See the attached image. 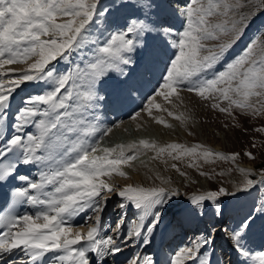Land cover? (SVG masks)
Masks as SVG:
<instances>
[{
	"label": "snow or ice",
	"instance_id": "1",
	"mask_svg": "<svg viewBox=\"0 0 264 264\" xmlns=\"http://www.w3.org/2000/svg\"><path fill=\"white\" fill-rule=\"evenodd\" d=\"M125 9L132 11L119 22ZM259 16H264V0H108L107 4L100 0H0V121L5 127L0 136V185L15 179L24 182L14 188V195L34 206L31 213L20 214L12 209L0 212V264H16V250L27 258L26 264H42L49 252L64 253L54 256L53 264H107L108 255L114 256L129 246L148 245L149 236L180 192L131 184L117 188L104 178L114 173L126 177L121 165L131 167L130 162L142 149L155 151L157 156L153 158L167 152L173 160H180L186 155L195 156L203 146L185 148L170 143L157 147L144 139L101 146L99 141H91L96 129L83 113L94 108L93 101L97 100L117 108L125 103L130 85L121 65L135 63L145 73L154 70L158 53L147 39L153 37L175 50L160 74L155 96L145 106L156 123L170 126L153 116V108L174 115L156 103V97L172 103L173 97L180 99V91L211 101L214 110L228 116L233 109L264 115V23L239 53L231 55ZM99 17L116 31L98 44L91 60H81L65 71L59 69L60 61L71 63L73 53L97 43L90 41L88 29ZM177 17L182 18V30L174 31L173 19ZM132 34L144 39L129 38ZM172 36L176 38L165 40ZM125 54H134L135 61ZM113 72L123 79L106 96L98 97V87L111 80ZM25 85L39 91L13 112L16 93ZM224 102L226 107L221 106ZM256 130L264 132V128ZM111 131L106 129L102 135ZM245 155L255 159L251 152ZM201 156L206 161L213 156L235 161L239 153L224 155L207 149ZM19 164L41 165L39 179L18 175ZM171 166L181 176L186 175L176 164ZM239 171L245 174V180L237 191L243 193L256 181L247 179L251 170ZM260 175L264 179V169ZM235 195L224 187L193 195L176 207L175 215L179 219L223 217L219 197ZM114 196L120 197L118 208L123 214L113 235L100 236L101 213ZM176 203L179 205V201ZM133 209L136 219L125 230L127 213ZM78 216L83 224L73 223ZM257 219H264V205L258 215L248 213L229 234L243 256L248 252L241 241ZM89 221L95 223L82 231ZM209 243L208 236H196L188 245L173 250L167 264H210L201 258ZM127 264L158 262L150 255L137 253Z\"/></svg>",
	"mask_w": 264,
	"mask_h": 264
},
{
	"label": "rangeland",
	"instance_id": "2",
	"mask_svg": "<svg viewBox=\"0 0 264 264\" xmlns=\"http://www.w3.org/2000/svg\"><path fill=\"white\" fill-rule=\"evenodd\" d=\"M100 3L107 4L108 0H100ZM131 11V9L123 10L119 15V22H123V18L128 16ZM181 23L182 18L177 17L176 19H173L174 31L182 30ZM262 23H264V16H259L255 25H253V27L247 32L244 40L241 41L235 49H233L231 55L239 53L247 41L257 35L256 29L260 27ZM115 31V27L109 26L108 22L103 17L97 18L95 24L90 26L88 29V32L90 33V41H96L97 43L90 44L89 48L84 50H77V52L72 54L71 63L68 61H60V63L57 64V67L62 71H65L79 65L81 60H84L85 63L88 60H91L95 54V48L98 44L103 43L107 38H110L111 34ZM129 38L134 40L144 39V37L137 38L134 34L130 35ZM175 38V36H172L165 38V40ZM147 39H149V42L156 47L158 53L157 62L162 61V63H156V67H160V70L163 72L165 65L169 61V57L175 50L159 38L147 37ZM125 55H131L133 61L136 59L134 54ZM137 67H139V65L135 63L126 66L121 65L124 72L128 74V82H134L142 76V73H145L141 68L138 69ZM149 73L151 77L152 71ZM121 79H123L122 76L113 72L112 79L109 80L103 87H98L97 96H106L107 92L110 91L111 88ZM156 79L157 77H155V80ZM143 81L146 83H152L154 80L153 78L150 80L146 78L145 73V76L137 82V85H141ZM159 83L160 81L154 86V90L144 98V101L133 104V111L127 113V117L131 119L129 120L131 124L128 123L126 125V129L121 132L118 129L119 137H117V139L121 140V144L125 145L130 142H138L141 140L139 138H142L144 140H148L149 142H155L157 147H163L170 143H178L183 145L185 148H192L195 145H202L203 147L197 150L195 156L186 155L180 160H173L167 152L157 158H153L157 156L155 151L142 149L138 158L130 162L132 165L131 167L121 165L120 170H135L138 174H140L138 175L137 181H135L136 179L134 177H132L133 179L130 178L134 186L138 183L143 187H166L180 192V196L175 198L171 206L164 212L161 219L162 222L166 219V222L168 220L174 222L172 223L173 226H178L179 224V218L175 215L176 207L184 205V203L188 201L189 197L193 195L205 194L208 191L217 190L219 187H224L229 192H236L235 196L219 197L222 206L224 207V223L222 230L225 232V235L229 237V234L237 227L240 221L248 213L256 215V210H259L261 206L264 205V179H262L260 175L261 170L264 169V132L256 130L264 128V115H252L251 110H246L245 113H241L239 110L233 109L232 115L228 116L226 113H220L218 110H214L211 107V101H204L199 97H196L193 93L180 91V99H175L173 97L172 103L165 102L162 97H156V103L161 104L163 108H167L168 111H171L174 114L173 116H169L166 111H161L155 108L152 109L153 116L161 117L162 120L170 125L169 127H165L164 124L156 123L152 117L148 115L147 111H145V106L149 103V98L155 96V90L158 89ZM180 87L183 88L184 86L182 85ZM142 88H144V85ZM20 91L23 92L22 98L26 99L29 95L37 94L39 89L30 85H25L22 89H20ZM98 102L99 100L93 101V103L96 104V110L105 108L103 101L100 103ZM253 103H256L255 98H253ZM221 106L226 107L227 102L222 103ZM256 106L260 107L259 104H256ZM111 108H113V106H111ZM103 110L104 109L101 110L103 120L96 117L98 121L96 122V132L91 138V141H93L99 132L103 131V128L101 130L97 128V126L103 124L106 119L103 114ZM89 111L90 109L86 111L85 114H88ZM137 113H140V115L136 116ZM176 116H181V119L174 118ZM127 117L122 118V120H127ZM133 117H135V119H133ZM109 121L110 120L107 119L106 124ZM141 125L142 127L139 128ZM109 126L110 124H108L106 129H109ZM113 138L115 139L114 136ZM253 145H255V147H253ZM207 149L224 155L239 153V156L235 161L223 160L215 156L206 161L201 156V153ZM246 152H251L255 159L250 160L245 155ZM175 154L176 153H173V155ZM136 162L139 164L135 165ZM193 163L196 166L190 167L189 165ZM172 164H176L180 172H184L186 175L181 176L180 173L171 166ZM240 168H243L246 171L251 170V175H248L247 179H253L256 181L253 185L255 186L253 189L249 188L243 193L237 191V188L242 186L245 180V174L239 171ZM201 172L205 173V175H201ZM262 196L263 198L260 201V197ZM113 199V208H116V206L118 207L120 197L117 198V196H115ZM176 201H179V205H177ZM134 212L135 210L133 209L127 213V223L124 225L125 230L128 226H130L131 222L136 219V216L133 214ZM122 214L123 212L121 209H119L118 213L113 214L110 225V235L114 234L113 229H115L116 223L119 222ZM216 219L217 217L210 216L190 218L192 222L187 232V234H189L188 238L183 240L185 234L182 232L184 234L182 235L180 232V236H178V239L174 241L173 250L188 245V241L196 236L206 235L208 236L210 243L201 258L209 260L210 264H222L219 258L217 260L215 256V252H220L222 249L218 247V239H216V236H214L212 232V228H215L214 224L217 221ZM228 220L229 223L227 224ZM166 225H164V230H166ZM87 226L91 225H85V229ZM263 229L264 227L260 224L257 231L256 227H253V233L251 232L252 239L248 242L247 234L243 241H241L243 244L245 240L246 248L244 249L248 252V255L243 256L237 250L238 254L231 260V264H264V260L261 259V254H264V252L256 249V247H253V244L257 243V238H263L261 233L264 231ZM185 230H187V228ZM169 241L170 240H168L167 243L165 242L164 245L169 244ZM229 241L233 244L230 238ZM136 249L137 247H134L132 250L135 251Z\"/></svg>",
	"mask_w": 264,
	"mask_h": 264
},
{
	"label": "bare ground",
	"instance_id": "3",
	"mask_svg": "<svg viewBox=\"0 0 264 264\" xmlns=\"http://www.w3.org/2000/svg\"><path fill=\"white\" fill-rule=\"evenodd\" d=\"M158 62L162 63V61H158ZM156 66H157V64H156ZM156 66H155L154 70H152V74H151L152 76L148 78L149 80L153 78V80L155 81V77H156L155 73H156V69H157ZM143 76H145V73H142V76H140L134 82L137 83L141 78H143ZM16 101H17V96H15V100L13 101V112H15V109L18 107L16 105ZM102 109H104L103 114H104L105 118L107 119L108 114L106 113L105 108H100V109L96 110V104H95L94 108L90 109L88 114H84L83 116H84V118L88 119L89 123L92 120V122L90 124H94L96 126V117H98L100 120H103L102 115H101ZM9 123H11V121H9ZM125 123H127L126 120H122L121 121L122 125L117 127L116 130L119 129L120 132L125 130L126 129ZM128 123L131 124L130 121ZM138 124H141V123H138ZM113 125H114V123L111 122L109 128L112 129ZM141 127H142V125L139 126V128H141ZM4 131H5V127L3 125V122L0 121V136H2L4 134ZM33 131H35V129H33ZM102 136L103 135L101 134L99 139H101ZM113 136L115 137V139H117L116 134H114ZM40 154H43V153L41 152ZM138 164H139L138 162L135 163V165H138ZM24 168L30 174L31 178H34L37 180L39 179V172H40V170H42L41 165H37V164L25 165ZM33 170L35 171L34 173H32ZM139 170H140V168H139ZM124 172L127 174L126 177H120L118 174L114 173V174H112L111 177H106L104 179H106L110 184H112L114 187H117V188H123L125 185H128V184H131L134 186V184L131 182L130 178L134 177L136 179L135 181H137L138 175H140V174H138V172H136L135 170L134 171L126 170ZM136 186H140V185L137 183ZM117 198H118V196H117ZM119 201H118V203H120ZM113 206H114V199L112 201L109 200L107 207L105 208L103 213H101L102 219H101L100 232H99L100 236H103L105 233L110 235V231H109V227H110V223H111L110 218L112 219L113 214H116L119 211V208L117 206H116V208H113ZM32 211H34V206L30 205L28 212L31 213ZM89 215H91V213H89ZM80 217L81 216H78L74 219V220H76V222L74 224H80V222H81L79 220ZM166 220L164 222L161 221L160 224L157 226V228L154 230V232L149 236L150 243L148 245H141L140 247H137V249L135 251L132 250V249H134V247L129 246L128 248H125L121 253H117L114 256L108 255L106 257L107 264H127L128 259H130L131 257H133L137 253L141 254L142 256L143 255H150L153 258V260L158 262V264H167V259H168L169 255L173 252L174 241L176 239H178V236H180V232L181 233L183 232L185 234L183 240H186L188 238L189 234H187V232L191 226L192 221L190 219H179L178 226H176V225L173 226L172 223H174V222H171L170 220H168L169 222L167 221L168 224L166 225V223H167ZM216 220L217 221L214 224L215 228H212L213 229L212 232H213L214 236H216V239H218V244H219L218 247H220L222 249L220 252L216 250L217 252H215V256H216L217 260L219 258V260L222 262V264H231V260L234 258L235 255L238 254L237 249L232 243H230L229 237L226 236L225 232L222 230L224 218L223 217H217ZM262 222L264 225V219L262 220ZM94 223H95L94 221H89L90 225H92ZM228 223H229V220L227 221V224ZM164 225H166V227H165L166 230L163 229ZM186 228H187V230H185ZM81 230L86 231L87 228L85 229V227H84ZM251 232H252V230L249 231L248 236H247L248 242L250 241V239H252ZM183 233H182V235H184ZM257 233H255V234H257ZM261 233H262L263 238L262 239L257 238V243H254L253 247H256V249H259L262 252H264V231H262ZM168 240H170L169 244L164 245L165 242L167 243ZM254 240H255V238H254ZM189 241L187 244H189ZM251 242H250V244H251ZM247 248H249V247H247ZM63 254H64L63 252H58V253L57 252H50V254H49L50 260H49L48 264H53V257L54 256L63 255ZM92 255H94V254H92ZM219 255H220V257H219ZM57 264H58V262H57ZM65 264H69V262H65Z\"/></svg>",
	"mask_w": 264,
	"mask_h": 264
}]
</instances>
